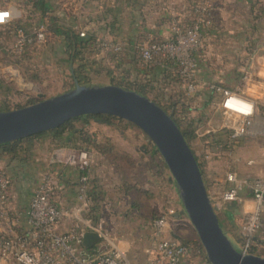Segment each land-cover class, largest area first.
Wrapping results in <instances>:
<instances>
[{
	"label": "rangeland",
	"instance_id": "374dc122",
	"mask_svg": "<svg viewBox=\"0 0 264 264\" xmlns=\"http://www.w3.org/2000/svg\"><path fill=\"white\" fill-rule=\"evenodd\" d=\"M25 1L0 0V7L23 10L24 22L21 24L33 29L39 24L37 18L40 14L33 4L25 6ZM209 2L212 5L209 19L211 26L207 33L203 32L204 49L198 71L204 82L200 86V96L196 98V103L195 101L193 103L200 108L199 110L187 109L182 104L184 108L175 115V117L182 115V118L189 115L195 122L201 118V107L210 100L208 90L210 81L220 80L222 84L235 87L244 68L253 58L257 56L264 58V22L258 23L260 33L252 30L251 18L255 13L253 7L241 6L235 0H209ZM195 7L194 17L197 15ZM260 10L263 16L264 7H260ZM242 20L243 23H241ZM240 24L243 25L245 33H226L230 29H239ZM213 30L219 33H211ZM14 39L13 29L0 26V111L34 104L42 99L40 94L48 98L75 88L77 84L75 74L84 60L87 61L86 53L75 57V51L69 43L57 36L46 44L27 47L24 53L18 54L12 50ZM260 42L263 45L258 50ZM91 54L94 53L90 52V58ZM92 71L89 72L90 76L87 79L89 85L114 84L115 81L118 82L117 78L122 76L119 70L108 75L110 70L105 67L102 68V72ZM156 73L160 74V71ZM130 74L133 80L137 76H144L141 72L139 73V70H132ZM153 79L157 81L160 78L154 75ZM161 80H166V77H162ZM178 89V85H173L168 93H175ZM168 93L159 96L160 92H156L151 96L170 113L172 111L171 97ZM96 119H103V121ZM96 119L89 118V123L76 120L71 124L74 132L76 129L89 131L92 135L91 141L84 143L77 138L78 135L72 137L73 132L71 136H66L65 143L48 142L54 147L50 150L49 146L46 147L43 155H49L50 159L51 150L61 145L68 146L70 142H79L76 147L86 146L94 152L97 163L92 168V176L98 189L112 203L110 211L105 216L108 228L117 237L121 248L131 262L143 264L144 252L150 242L149 224L167 212L168 208H180L182 201L179 192L177 203L173 202V198L170 199L168 177L171 176V171L156 145L140 127L125 119H106V117ZM262 122L264 123V106L260 107L256 128H259ZM51 131L44 132V137H49L52 134ZM218 135V142L210 148L204 147L203 142L195 139L191 141V146L201 164L209 195H215L214 191L224 190L227 186L226 176L229 171L237 172L241 178L264 174V132L259 131L236 141L225 140L222 134L218 133ZM25 158H29V153ZM251 160H255L256 164L251 165ZM12 161L10 173L14 181L11 194L16 186L20 192L17 198L11 197V202L25 207L36 183L35 180H38L43 172L39 174L38 166L24 162L21 155L13 158ZM34 167L36 173L34 171L28 176L24 173V168L34 169ZM162 167H166V174L161 170ZM12 168L17 171H13ZM215 209L217 210L216 205ZM171 223H173L174 232L179 234L183 241L192 242L194 239H199L196 229L189 226V223L187 225L174 220ZM233 236L234 240L230 238L233 244L241 249L244 243L243 232L236 230ZM256 238L257 241L253 246L255 254L264 257V225ZM0 264L23 263L6 258L0 259Z\"/></svg>",
	"mask_w": 264,
	"mask_h": 264
},
{
	"label": "built area",
	"instance_id": "2783aa9c",
	"mask_svg": "<svg viewBox=\"0 0 264 264\" xmlns=\"http://www.w3.org/2000/svg\"><path fill=\"white\" fill-rule=\"evenodd\" d=\"M76 1L59 0L58 10L71 15ZM15 9L0 7V26L10 27L19 20L24 22L23 10ZM195 10L197 15L190 24L174 22L169 37H149L138 46L136 55L143 65H159L165 71H172L178 79V83L173 85L181 87L188 96L197 94L199 97L200 86L204 82L198 72L204 49L203 32L210 23L212 5L209 0H200ZM50 19L46 14L33 29L16 27L13 30V52L22 54L27 47L46 44L57 37L50 26ZM76 30L82 37L91 35L87 27H77ZM94 46L112 53L123 51L121 44L99 38ZM97 48L93 53L99 50ZM91 58H94L93 54ZM257 58L244 68L235 87L222 84L220 80L208 83V117L196 129L197 141L203 142L204 147L213 146L212 140H217L218 133L225 140L236 141L259 131L264 132L263 122L256 128L260 107L264 106V58ZM148 76L153 78L145 74L143 77ZM162 77L165 78L161 74L160 80ZM194 101L196 103V98L188 103L189 108L199 110ZM95 163L94 152L86 146L74 147L60 159L52 161L34 190L24 230L9 234L0 227V259L12 258L23 264H133L108 228L105 216L112 203L98 189L92 176ZM250 164L255 165L256 161L251 160ZM226 180L227 186L221 193L220 202H240L246 190L252 192L256 201V207L244 217L241 226L244 243L240 251L251 253L249 251L257 241L256 235L264 225V174L241 178L237 172L229 171ZM12 185L13 177L0 167V221L6 223H17L11 208ZM71 194H74V199H69ZM216 207H219L218 203ZM178 211L169 208L149 224L150 242L144 252L143 264L209 262L191 245L173 236V220L193 226L187 216L176 218ZM69 217L73 219V226L60 231L61 223ZM86 232L99 235V241L92 248L84 243ZM205 255L207 257L206 251Z\"/></svg>",
	"mask_w": 264,
	"mask_h": 264
},
{
	"label": "water",
	"instance_id": "95a60500",
	"mask_svg": "<svg viewBox=\"0 0 264 264\" xmlns=\"http://www.w3.org/2000/svg\"><path fill=\"white\" fill-rule=\"evenodd\" d=\"M14 110L0 111V145L54 130L84 115H113L133 122L153 141L178 189L183 208L197 231L207 264H264V257L243 253L223 229L213 206L199 161L172 115L156 101L136 90L116 84L83 85ZM102 122L103 119H96ZM173 236L180 235L172 232ZM96 232H86L84 243L92 248Z\"/></svg>",
	"mask_w": 264,
	"mask_h": 264
},
{
	"label": "crops",
	"instance_id": "0c3cea01",
	"mask_svg": "<svg viewBox=\"0 0 264 264\" xmlns=\"http://www.w3.org/2000/svg\"><path fill=\"white\" fill-rule=\"evenodd\" d=\"M29 1L30 0L25 1V6L30 5ZM58 1L59 0H46V5L49 10L47 16L49 18L57 17L60 23L68 27L71 26L75 30L77 27H87L90 29V33L95 37L112 43H119L123 46L125 57L120 61L113 60L114 54L111 50H103L98 47L97 49L99 50L93 54L94 61L98 62L95 64L92 72H100L105 66L110 68L118 66L125 70L128 69V71L139 70V73L141 72V69H138L137 67L136 69L134 68V65L136 64L134 63V59L136 57L135 55L138 46L151 36L158 39L169 37L170 33H172V24L174 22H177L180 25L190 24L194 19V7L199 2V0H77L75 3V9L70 15L63 14L58 10ZM235 2L241 6L250 5L252 7H259L264 5V0H235ZM254 15H256V13L252 16ZM251 19L253 24L251 27L252 30L255 33H260L258 23L264 22V14L262 16L261 13V16L257 20H253V18ZM241 23H243V20ZM209 26L211 25H208L204 29L206 33ZM240 26L239 29H230L226 33H245L246 31L243 29V25L240 24ZM211 33L219 32L213 30ZM262 45L263 43L260 42L257 49L260 50ZM116 70L117 69L112 71V74L115 73ZM108 75L111 74L108 72ZM21 140L17 151L19 154L17 152V154H15V152L9 153L5 150V147L0 146V167L5 168L9 173L11 172L10 166H12V159L19 157V155L24 158V162L26 161L28 164L30 163L38 166L40 174L50 167L52 161L60 159L66 152L79 145V142H70V145L68 146L61 145L56 149L51 150V157L49 159V155H43V151L46 147L49 146V150L54 147L48 142H59V140H56L52 135H49V137L38 136ZM60 142L65 143V138L60 140ZM27 153H29L28 159L25 158ZM19 166H21V164H19ZM14 168H12V170L17 171L14 170ZM31 168L33 167L31 166ZM161 170L167 172L166 167H162ZM34 171L35 167L34 169L24 168V173L27 174V176ZM36 172L37 171H35V173ZM11 176L13 177L12 174ZM41 176L42 174H40L38 180H35L36 183L25 207L24 205L12 202V214L17 218V223H5L4 221H0V227L7 233L15 234L24 230L27 210ZM168 183L170 186L169 197L170 199L173 198V202L177 203L178 189L176 184L171 181V176L168 177ZM12 192L11 197L15 199L18 197L20 191L16 186ZM214 192L216 193L215 195H210L212 201L214 200L213 203L219 204L216 211L220 218L221 225L228 236L234 240L233 234L236 230L242 231L241 226L244 217L256 207V201L252 192L247 190L243 192L242 201L240 202H220L222 190ZM69 199H74V194L69 195ZM182 208L183 206L178 208V210L180 211ZM72 226L73 219L69 217L61 223L60 231L69 230ZM189 226L194 228L192 225ZM180 239H182L181 236ZM144 261L145 258L143 262Z\"/></svg>",
	"mask_w": 264,
	"mask_h": 264
},
{
	"label": "trees",
	"instance_id": "16d2710c",
	"mask_svg": "<svg viewBox=\"0 0 264 264\" xmlns=\"http://www.w3.org/2000/svg\"><path fill=\"white\" fill-rule=\"evenodd\" d=\"M30 3L33 4L34 8L39 12L40 16L37 18V20H39V22H42L44 17L46 16L48 10L47 7V3L46 0H30ZM260 7H264L263 6H259V8L257 6L253 7V10H255L256 15H254L253 20H257L259 19V17L261 16V10ZM23 23L22 20L17 21L14 25H11L10 28L11 29H15L16 27H26ZM50 26L52 28V30L55 32V34L59 37L64 38V40H66L69 45L74 49L75 51V57H78L80 54L83 56V54L85 55V53L88 55V59L87 61L84 60V62L80 65L79 70L76 72V76H75V80L76 82L83 84V85H89L87 83V79H89V72H91L95 66V64H97L98 61H94V58H90V52H94L95 48H97L96 46H94V43L97 39V37H95L93 34L86 36V37H82L77 30H75L73 27L71 26H65L62 23H60L58 21L57 17H51L50 19ZM113 60L115 61H120L125 57L124 52H118V53H113ZM135 59H134V63H136V67L138 69H141V73L145 74V75H155L160 77L161 74H163L166 77V80H157L155 81L153 78H151V76L149 77H141V76H137L136 79H131L130 77H132L131 70L128 71L123 69L122 67H118L116 66L115 68H110V67H106L108 68L110 71L109 73L112 75V71H114L115 69L119 70L122 72V76L118 79V82L115 81L114 84L122 86L124 88L127 89H132V90H136L141 94L147 95L149 97H151V99H153L154 101H156L158 104H160L158 102L157 99L152 98V94L156 93V92H160L159 96H163L164 93H168L170 92V87L173 86V83H178V79L175 75H173L174 73L172 71H165L163 69L160 68L159 65H155L153 67H148V65H143L141 59L139 56L135 55ZM83 59V58H82ZM139 65V66H138ZM136 69V68H135ZM160 71V74H157L156 72ZM175 81V82H174ZM152 88V89H151ZM169 96L171 97V112L170 114L172 115V117L175 119L176 123L178 124V126L180 127V129L182 130L186 140L188 141L189 145L191 146V141L193 139L197 140V133H196V129L197 127L203 123L208 115H206V112L208 111L209 108V100L206 102V104L203 106V108H201L202 110V114H201V118L195 122L194 119H191V117L188 115H186L185 118H182V115H179V117H175V115L178 114L179 111H181L184 107L182 106V104H184V106H186L187 109H189V105L188 103L191 100H195V98H197V94H193L192 96H188L186 94V92H184L182 90L181 87H179L178 91H176L175 93H168ZM152 95V96H151ZM158 96V95H156ZM161 105V104H160ZM164 107V106H163ZM164 109L166 111H168L165 107ZM100 117H106V119L108 118H115V119H122L113 115H108V114H102V115H84L82 117H78V118H74L68 122H66L65 124H63L62 126L54 129L51 131V135L56 139V140H62L63 138H66L67 135L71 136V134L75 131L71 129V124L76 121V120H84L85 123H89V118H100ZM185 119V120H184ZM184 125V127H183ZM47 133V132H46ZM45 133H39L36 134L34 136L28 137V138H32V137H38V136H44ZM78 135V139L81 140L82 142H89L91 141V137L92 135L89 133V131L85 130V129H77L76 132H74L72 134L73 136ZM91 135V136H90ZM70 139H68L69 141ZM22 140H15L12 142H8V143H4L1 144L0 146L5 147V150L8 151L9 153L11 152H15V154H17L18 152V147H19V143ZM212 142L217 143L218 140H215L213 138ZM192 147V146H191ZM193 149V148H192ZM194 151V149H193ZM17 152V153H16ZM19 154V153H18ZM197 157V155H196ZM198 160V157H197ZM199 161V160H198ZM200 164V162H199ZM201 167V164H200ZM202 170V168H201ZM203 173V171H202ZM185 243L191 245L195 251L200 252L203 256H204V260L206 262H208V259L205 255V250L204 247L202 245V243L200 242L199 239H194L192 242H188V241H184ZM251 253H256L254 247H252L250 249Z\"/></svg>",
	"mask_w": 264,
	"mask_h": 264
}]
</instances>
